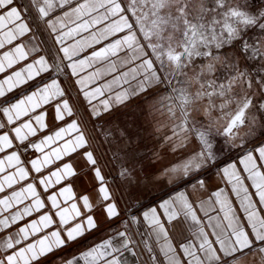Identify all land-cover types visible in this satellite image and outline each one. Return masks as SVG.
Segmentation results:
<instances>
[{"label": "snow or ice", "instance_id": "obj_1", "mask_svg": "<svg viewBox=\"0 0 264 264\" xmlns=\"http://www.w3.org/2000/svg\"><path fill=\"white\" fill-rule=\"evenodd\" d=\"M0 264H264V0H0Z\"/></svg>", "mask_w": 264, "mask_h": 264}]
</instances>
